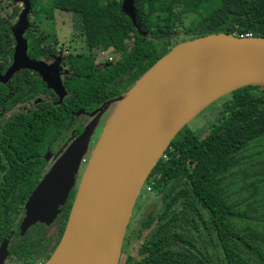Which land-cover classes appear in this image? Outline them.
I'll list each match as a JSON object with an SVG mask.
<instances>
[{
	"label": "trees",
	"instance_id": "obj_1",
	"mask_svg": "<svg viewBox=\"0 0 264 264\" xmlns=\"http://www.w3.org/2000/svg\"><path fill=\"white\" fill-rule=\"evenodd\" d=\"M30 2V12L39 10L38 0ZM131 4L135 22L123 10V0H45L40 11L47 18L56 10L78 14L88 49L114 50L120 58L99 68L90 54L69 55L65 63L72 74L64 80L68 95L60 104L46 100L0 119V244L50 168L46 155L58 147L73 113L90 112L130 89L175 45L172 36L178 25L184 26L185 17L199 18L184 26L189 40L218 32L264 36V0H131ZM19 14L17 7L6 17L0 13V58L8 64L15 44L13 20ZM24 37L29 57L57 54L30 29ZM23 77L16 74L9 86L0 84L1 107L27 104L51 93L39 78L27 82ZM9 87L17 91L12 93ZM218 101L219 116L205 135L185 125L150 172L143 188L158 185L154 192L160 195L162 208L144 216L140 234H146L136 256L126 251L130 220L122 264H264V182L259 178L264 169H258L264 165V86H244ZM246 167L258 170L248 174ZM249 185L259 189L251 191ZM71 205L68 199L64 222ZM65 226L55 231L48 258ZM23 248L15 253L25 259L32 256L29 247Z\"/></svg>",
	"mask_w": 264,
	"mask_h": 264
},
{
	"label": "water",
	"instance_id": "obj_2",
	"mask_svg": "<svg viewBox=\"0 0 264 264\" xmlns=\"http://www.w3.org/2000/svg\"><path fill=\"white\" fill-rule=\"evenodd\" d=\"M13 1L21 2L23 9L11 30L12 63L0 80L31 69L62 101V58L48 64L28 57L24 33L32 5L30 0ZM123 10L135 22L131 0H123ZM249 85L264 86V36L210 33L174 45L130 89L89 112L94 118L56 158L23 206L21 232L40 217L50 221L56 216L88 150L99 117L96 111L114 103L83 171L62 237L44 264H119L139 194L172 139L206 106ZM10 234L4 237L1 253Z\"/></svg>",
	"mask_w": 264,
	"mask_h": 264
},
{
	"label": "rangeland",
	"instance_id": "obj_3",
	"mask_svg": "<svg viewBox=\"0 0 264 264\" xmlns=\"http://www.w3.org/2000/svg\"><path fill=\"white\" fill-rule=\"evenodd\" d=\"M45 5V0H38V9L34 12L29 13V22L31 25L28 26L27 29H30L34 36L40 37L43 39V42L46 44L52 45L54 48H60V55H76V54H85L92 55L93 59L98 65L99 68H102L106 63L114 62L115 60L120 58V55L116 53L114 50L107 51H92L89 50L83 35V27L81 18L78 14L66 12V11H54L53 18H47L40 10L43 9ZM19 8L20 12L23 9V4L21 2H15L13 0H0V13L6 17L9 15L13 8ZM199 18L197 16L189 15L184 18V26L189 27L190 23L196 22ZM19 16H17L13 20V24L16 25L18 23ZM184 26L178 25L175 29V33L172 36L173 44H178L184 41L189 40V35L185 33ZM133 42V38H129L126 40L127 46H130ZM219 99L212 102L210 105L206 106L203 110L197 113L187 124L186 127L194 132H198L199 135L204 136L206 128L217 119L220 113V105L221 101ZM114 103L106 104L102 109H98L96 114L99 115L94 131L90 136V140L88 141V150L86 155L83 157L81 162L80 169L76 176L75 186L78 187L80 179L82 177L83 171L86 167V164L90 158L92 150L97 142L104 124L108 120L110 113L112 112ZM94 115L86 114L85 112H77L74 114L73 118L68 122L67 133H70L74 130L75 126L78 124H86L90 117ZM72 141V139H71ZM70 142H67L64 147H62L59 151L52 152L48 159L50 166L56 160L59 153L64 150ZM57 156V157H56ZM52 157V158H51ZM248 166V165H247ZM247 173L252 174L256 172L258 169H264V165H259L258 169L253 168L249 169L246 167ZM264 182V174L259 177ZM250 182L253 179L248 178ZM248 183V182H247ZM264 185V184H263ZM262 185V186H263ZM158 185L154 187L149 184L145 185L143 190H141L139 197L137 200V204L133 209V213L131 216V225H130V238L128 241V245L126 251L136 256L138 253V247L142 242L146 232L143 235L140 234V224L144 219V216L147 213L153 212L156 213L162 208V202L160 200V195H157L154 190ZM74 186L71 188V191L68 195L67 200L72 199L75 189ZM251 191L259 189V186L249 187ZM129 227V226H128ZM125 259V255L121 256L120 263L122 264Z\"/></svg>",
	"mask_w": 264,
	"mask_h": 264
},
{
	"label": "flooded vegetation",
	"instance_id": "obj_4",
	"mask_svg": "<svg viewBox=\"0 0 264 264\" xmlns=\"http://www.w3.org/2000/svg\"><path fill=\"white\" fill-rule=\"evenodd\" d=\"M42 41H43V39H42ZM14 46H15V44H14ZM14 46H13V51H12V55L10 57L9 64L5 59L0 58V73L2 75L5 73V71L8 69V67L12 63ZM53 49L57 52V54L45 53V54L41 55V57L38 58V60L41 59V60H44L46 63L51 64V63L57 62L60 58H62L59 62V65H58V72H59L61 81L64 85L65 78L72 74V70H71L70 65L65 63V61H67V57L71 54L60 55V48L56 49L53 47ZM27 55H28V52H27ZM28 57H29V55H28ZM29 58H31V57H29ZM31 59H33V58H31ZM106 64H109V62ZM96 66L98 67V65H96ZM16 74L21 75L22 77L24 76L23 78H25V80L27 82L29 80H32L35 78H39L41 81H43L41 76L39 75V73H37L31 69H28V68H22V69L18 70L17 72H15L14 75L10 79H8L7 81L3 82L0 80V84L9 86L11 81L14 80ZM44 84L46 85L45 82H44ZM64 87H65V85H64ZM46 88H48L47 85H46ZM48 89L51 91V93L44 94L43 97H40V98L34 100L33 102H30L28 100L27 104H19V105L14 104L11 106H6V107L0 106V119L2 118L4 120H6L10 114L17 112V111H20V110H23V109H26V110L31 109L36 104H38L42 101L47 100V101H50L51 103L56 104V105L60 104L65 99V97L68 95L67 89L65 87L66 95L63 97L62 101H59L57 94L53 90H51L50 88H48ZM9 90H11L12 93L17 91L16 88H13V87H9ZM112 99H114V98H112ZM109 100H111V99H109ZM82 112L89 114V112H86V111H82ZM75 113H77V112H75ZM75 113H73V116ZM93 118H94V116L90 117V120L85 125L84 124L76 125L74 130L70 133V135H68V133H67L68 128L66 127L64 137L62 138L58 147L55 148L54 151H52V152H56L57 150L59 151L62 147H64L66 145L67 142L71 143V139L73 140ZM78 130H79V132H77ZM56 141H58V140H56ZM56 141L54 142V144L56 143ZM62 151H63V149H62ZM61 152L59 153V155L61 154ZM50 155H52V154L48 153V155H46L47 159ZM49 160H50V158L48 159V161ZM49 165H50V163H49ZM74 187L76 188L75 185H74ZM76 190H77V188L75 189L74 196H75ZM74 196L72 198V202H73ZM64 206L60 209V211L56 214V216L52 220L48 221V219L46 217H40L36 222L31 224L24 232H21L20 223L24 217V210H23V212L21 214L22 215L21 218L17 221V223L14 225V227L8 231L11 233L10 238H9V242L6 245L5 251H3L2 253H1V249L4 248L3 247L4 239H3L2 243L0 244V264H44L46 262V260L48 259L47 253L49 252V250L52 247V244L55 240V233H56L55 231L60 230V228L62 227L63 224L66 225V222H64V218L62 217V211H63ZM24 246L29 247L32 250V252H31L32 256H30L26 259H25V257L19 256L18 254L15 253V250H19V251L24 250V248H23Z\"/></svg>",
	"mask_w": 264,
	"mask_h": 264
},
{
	"label": "built area",
	"instance_id": "obj_5",
	"mask_svg": "<svg viewBox=\"0 0 264 264\" xmlns=\"http://www.w3.org/2000/svg\"><path fill=\"white\" fill-rule=\"evenodd\" d=\"M162 157H165V154H163V156Z\"/></svg>",
	"mask_w": 264,
	"mask_h": 264
}]
</instances>
